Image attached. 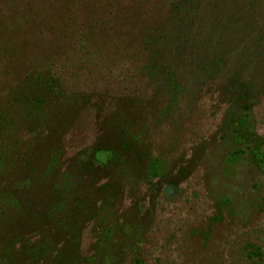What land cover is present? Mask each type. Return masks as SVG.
<instances>
[{
  "label": "trees",
  "instance_id": "obj_1",
  "mask_svg": "<svg viewBox=\"0 0 264 264\" xmlns=\"http://www.w3.org/2000/svg\"><path fill=\"white\" fill-rule=\"evenodd\" d=\"M168 1L0 0V264L135 263L141 224L131 218L135 208L117 209L126 183L149 176L145 141L149 119L160 113L155 104L162 97L170 106L187 82L178 75L179 49L198 6ZM133 47L132 78L151 88L147 98L110 95L105 87L72 90L57 70L60 62L75 69L74 77L88 71L106 78L114 58ZM86 118L96 144L68 157L66 139ZM88 226L90 254L82 245ZM238 259L264 264V240L247 243Z\"/></svg>",
  "mask_w": 264,
  "mask_h": 264
},
{
  "label": "rangeland",
  "instance_id": "obj_2",
  "mask_svg": "<svg viewBox=\"0 0 264 264\" xmlns=\"http://www.w3.org/2000/svg\"><path fill=\"white\" fill-rule=\"evenodd\" d=\"M195 1L179 49L178 75L187 82L172 94L170 106L162 97L155 104L160 113L149 119L145 141L149 176L141 173L122 185L117 210L135 208L131 218L141 224L134 264H238L247 243L264 240V44L262 51L254 47L264 0ZM133 48L129 55L121 50L106 78L88 71L74 77L75 69L60 62L57 70L72 90L105 87L110 95L147 98L151 88L132 78L138 67ZM180 93L186 97L177 99ZM95 130L89 118L75 127L66 139L68 157L92 150ZM82 241L90 254L91 226Z\"/></svg>",
  "mask_w": 264,
  "mask_h": 264
}]
</instances>
